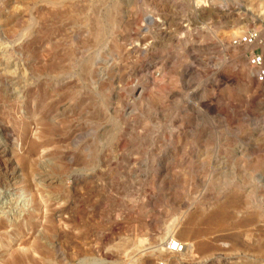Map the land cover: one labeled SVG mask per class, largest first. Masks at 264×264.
<instances>
[{"label":"rangeland","instance_id":"374dc122","mask_svg":"<svg viewBox=\"0 0 264 264\" xmlns=\"http://www.w3.org/2000/svg\"><path fill=\"white\" fill-rule=\"evenodd\" d=\"M251 32L264 0H0V264H264Z\"/></svg>","mask_w":264,"mask_h":264},{"label":"bare ground","instance_id":"6f19581e","mask_svg":"<svg viewBox=\"0 0 264 264\" xmlns=\"http://www.w3.org/2000/svg\"><path fill=\"white\" fill-rule=\"evenodd\" d=\"M0 155H1V157H6V154L2 150L1 145H0ZM11 165H12V162H11ZM24 167H26V166H24ZM232 201L233 200H230L229 202H227L225 204L216 205L209 211H202V212L193 211V213H190L184 221V226L186 228L185 232H187L186 234L189 236V240L192 242H190L191 244L188 243L189 245L185 244L184 246H182L181 251H183V252H181V251L180 252L184 253V252H186V250L189 251L191 249L190 250L191 252H188V253H190L192 255V257L197 256L198 259L199 258L204 259L206 257H210L214 252L220 251L222 247H225V246H221V245L220 246L216 245V243L215 244H212L211 242L206 243L203 240H201L200 242H196V240L198 239L197 241H199V239L205 238L210 233V231L213 230L214 228H218L222 225L224 226L225 223L227 224V220L229 217V215L227 213V208L230 206L233 207V205L235 204V202H232ZM2 219H3V217H2ZM3 224L4 223L2 222V225ZM199 224L204 225L206 227V229L201 230L198 227ZM238 227H239V225H238ZM185 232L184 231L180 232V235H184ZM172 243H174V239L170 238V240L167 244H172ZM180 252H178L179 255H180ZM173 254H177V253H173ZM194 259L195 258H193V260ZM190 261L192 263V260H190Z\"/></svg>","mask_w":264,"mask_h":264},{"label":"built area","instance_id":"2783aa9c","mask_svg":"<svg viewBox=\"0 0 264 264\" xmlns=\"http://www.w3.org/2000/svg\"><path fill=\"white\" fill-rule=\"evenodd\" d=\"M232 46H253L252 49L245 55V59L254 72V78L260 84L264 85V42L260 40L257 32H251L247 34H241L234 38L231 42ZM256 48L260 49V53H256ZM182 249V245L178 242L166 245V252L169 254L178 253Z\"/></svg>","mask_w":264,"mask_h":264}]
</instances>
